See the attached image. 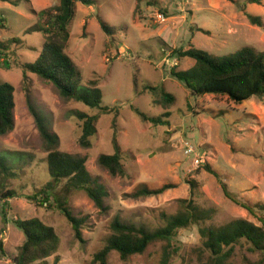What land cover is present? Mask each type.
Masks as SVG:
<instances>
[{
	"label": "rangeland",
	"instance_id": "1",
	"mask_svg": "<svg viewBox=\"0 0 264 264\" xmlns=\"http://www.w3.org/2000/svg\"><path fill=\"white\" fill-rule=\"evenodd\" d=\"M60 1L0 0V83L15 87V124L0 135V158H6L10 166L7 173L0 170V194L10 191L13 195L5 201L0 198V241L6 252L5 256L0 253V264H15L18 247L25 241L16 219L37 217L54 227L60 237L58 252L35 264H94L95 253L112 234L115 217L155 231L165 226L166 217L183 209L185 200L213 210V216L178 231L168 247L172 254L169 264H205L209 252L203 247L201 227H220L237 219L261 224L226 197L220 181L238 201L264 214V97L236 104L222 95L193 96L172 70H188L195 60L180 58L175 51L195 47L214 56H227L249 46L264 52V0H96L92 8L77 3L66 52L81 73V84L95 82L103 94L102 106L109 110L65 98L49 81L24 71V65L40 55L45 42L35 30L41 22L39 12ZM249 14L260 24L252 23ZM99 18L115 29L113 35L104 32ZM153 87L171 94L173 101L163 103L151 91ZM29 98L58 134L60 150L86 157L89 172L107 190L109 210L105 213L86 191L69 194L73 214L86 219L82 241L60 210L31 199L50 181V175L48 153ZM79 112L98 116L97 134L88 148L79 144ZM139 112L161 118L162 123L145 120ZM166 112L170 117H163ZM115 139L122 151L125 177L113 176L98 162L100 155L115 153ZM186 143L197 155L187 154ZM197 157L204 160L199 166L194 164ZM206 165L219 178L207 171ZM63 184L58 194H62ZM165 184L173 187L161 195L128 197L142 186L156 189ZM167 246L166 241H158L127 260L112 251L108 261L161 264ZM249 247L245 242L237 244L230 262L258 261L261 255Z\"/></svg>",
	"mask_w": 264,
	"mask_h": 264
},
{
	"label": "trees",
	"instance_id": "2",
	"mask_svg": "<svg viewBox=\"0 0 264 264\" xmlns=\"http://www.w3.org/2000/svg\"><path fill=\"white\" fill-rule=\"evenodd\" d=\"M250 3H260L261 0H249ZM77 3L85 6H93L96 0H61L60 4L50 9L39 12L41 22L35 27L45 38L42 51L37 59L24 65V71H29L52 83L68 99L82 102L91 108L103 107V94L101 89L93 82L90 86L81 84V73L66 52V44L70 39V25L75 17ZM248 18L254 24H260V20L249 14ZM101 28L111 36L115 29L107 22L99 18ZM2 52H0L1 54ZM180 57H190L195 60V65L185 71L172 74L183 80L191 90L193 96L203 97L208 94L226 96L230 101L241 104L253 97H264V52H258L252 47L246 46L237 52L227 56H214L207 51L190 47L186 51L176 50ZM151 91L162 98L163 103L173 101V96L157 87ZM30 110L35 117L43 147L48 153L47 164L50 181L38 192L34 198L36 203L55 207L71 223L76 238L83 240L81 228L85 218L75 216L69 207V194L73 191H86L89 198L101 212H107L109 207L105 199L108 195L104 185L94 178L87 168V158L70 154L60 150V138L47 125L43 117L32 105L29 98ZM15 87L8 82L0 83V135H4L13 129L15 124ZM145 120L154 124H161V118H150L139 112ZM82 122V134L79 144L83 147L92 145V138L97 134L96 123L98 116L87 113H77ZM163 117H170L166 112ZM115 143V153L102 154L98 158L101 167L108 170L113 176L127 175L122 163V151ZM205 169L219 178L218 174L209 166ZM0 170L2 173L10 171L6 158H0ZM227 198L247 209L261 222L256 225L245 219L233 220L220 227L203 226L200 235L203 247L209 252L208 261L205 264H232L231 257L237 244L247 243L250 250L259 253L261 258L251 264H264V214L259 215L257 210L245 203L238 201L220 181ZM62 185V194L57 189ZM192 189L195 184H191ZM173 185L165 184L160 188L151 189L147 186L135 190L128 197L138 199L141 197L158 196L171 189ZM12 192L0 194V198L12 197ZM7 206V201L4 203ZM264 209V207L262 208ZM213 216V210L201 208L194 200H185L183 209L176 215L166 217V224L155 231H149L123 221L119 216L111 223L112 234L105 246L94 255V264H109V255L112 251L119 253L121 259L127 260L131 256L143 254L150 245L158 241H166L168 246L164 250L161 264H169L172 256L168 247L180 229L188 228L209 221ZM16 226L24 233L25 241L18 247L15 264H35L45 262L54 256L60 247V237L54 227L47 225L39 218L16 219ZM4 224L8 221L4 218ZM0 253L5 256L3 242L0 241ZM57 264V262L55 263Z\"/></svg>",
	"mask_w": 264,
	"mask_h": 264
},
{
	"label": "built area",
	"instance_id": "3",
	"mask_svg": "<svg viewBox=\"0 0 264 264\" xmlns=\"http://www.w3.org/2000/svg\"><path fill=\"white\" fill-rule=\"evenodd\" d=\"M163 20H165V19L163 18ZM186 152L189 155L194 154V153L197 155L195 148L192 145H190L189 143H186ZM203 162H204L203 157H197L194 161V164L196 166H199Z\"/></svg>",
	"mask_w": 264,
	"mask_h": 264
},
{
	"label": "crops",
	"instance_id": "4",
	"mask_svg": "<svg viewBox=\"0 0 264 264\" xmlns=\"http://www.w3.org/2000/svg\"><path fill=\"white\" fill-rule=\"evenodd\" d=\"M91 8L93 7V6H90Z\"/></svg>",
	"mask_w": 264,
	"mask_h": 264
}]
</instances>
